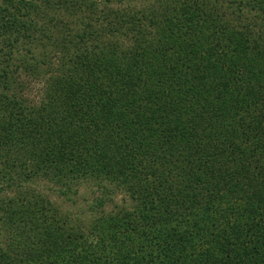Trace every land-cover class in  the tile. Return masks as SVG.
I'll list each match as a JSON object with an SVG mask.
<instances>
[{
	"label": "trees",
	"instance_id": "16d2710c",
	"mask_svg": "<svg viewBox=\"0 0 264 264\" xmlns=\"http://www.w3.org/2000/svg\"><path fill=\"white\" fill-rule=\"evenodd\" d=\"M46 40L34 105L9 88ZM42 180L129 205L0 197V264H264V0H0V191Z\"/></svg>",
	"mask_w": 264,
	"mask_h": 264
},
{
	"label": "rangeland",
	"instance_id": "374dc122",
	"mask_svg": "<svg viewBox=\"0 0 264 264\" xmlns=\"http://www.w3.org/2000/svg\"><path fill=\"white\" fill-rule=\"evenodd\" d=\"M48 17L53 18L54 22L59 21L61 18L65 21L72 20L65 17V14L62 12L55 14L50 11L46 18H43L42 21H37L39 24L41 23V26L46 25L44 22ZM59 31L60 29L49 28L48 35H51V41H60L62 33ZM45 42L42 48H37L38 50L35 54L38 57L46 55L51 62L39 67V73H28L23 71V69L19 70L17 75H14L17 83L14 85L11 80V88H9L11 92L23 96L30 104L33 103L34 105L38 104L44 95L49 72L54 73L62 61L63 52L49 47L47 40ZM14 67L15 63L12 62L9 69L13 70ZM4 188V191H0V197H3V199L16 196L18 190L23 191L28 197L39 195L40 198L49 199L53 202V205L58 207L62 214L68 215L72 224L79 221L83 226H88L101 213L116 212L129 205V198L124 193L115 191L110 185H101L97 181H80L70 185H56L47 180H42L24 184L21 189L16 187V185L10 188L5 186Z\"/></svg>",
	"mask_w": 264,
	"mask_h": 264
}]
</instances>
